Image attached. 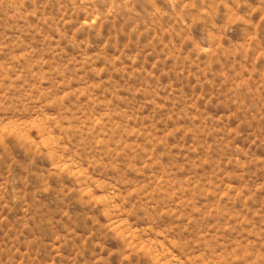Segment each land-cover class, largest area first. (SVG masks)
<instances>
[{"label":"rangeland","instance_id":"374dc122","mask_svg":"<svg viewBox=\"0 0 264 264\" xmlns=\"http://www.w3.org/2000/svg\"><path fill=\"white\" fill-rule=\"evenodd\" d=\"M0 264H264V0H0Z\"/></svg>","mask_w":264,"mask_h":264}]
</instances>
